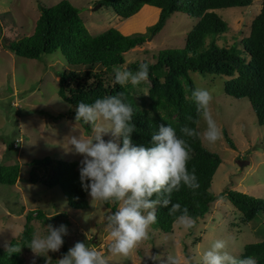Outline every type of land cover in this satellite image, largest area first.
Instances as JSON below:
<instances>
[{
	"label": "rangeland",
	"instance_id": "374dc122",
	"mask_svg": "<svg viewBox=\"0 0 264 264\" xmlns=\"http://www.w3.org/2000/svg\"><path fill=\"white\" fill-rule=\"evenodd\" d=\"M60 1L0 0V165L18 164L21 167L19 182L15 186L0 183V247L6 250L13 240H19L27 223V214L37 210L49 219L62 214L64 218L51 219L56 227L65 224V216L70 222L68 235L64 237L67 248L63 244L58 252H49L51 264H58L57 259L77 241L102 252L108 264H153L146 255L160 254L162 259H166L169 252H175L185 264H198L203 251L216 239L225 240L227 250L236 256L243 253L247 244L263 241L264 213L244 224L242 214L227 198L222 197L212 205L210 213L196 221L191 229H184L176 223L172 233H164L152 224L147 238L127 255L113 254L109 251L111 240L106 224L108 215L114 209L103 202L92 204L88 195L90 207L76 210L69 206L60 187L50 189L41 183L27 181L32 170L30 163L34 160L50 157L80 162L83 156L71 152L66 139L70 135H78L80 131L89 134L80 122L75 125L72 107L59 97L60 73L70 69L62 52L34 60L17 56L3 46V39L14 41L34 33L41 14L40 4L50 7ZM69 1L80 9L86 28L94 36L110 28H117L127 36L145 34L160 16L159 9L145 6L131 19L123 20L113 10L98 7L99 0ZM263 1L253 0L248 7L217 10L229 24L228 33L220 40L221 45L230 46L250 35ZM197 22L198 19L187 14H173L160 33L151 35L142 47L125 56L123 67L127 68L134 62L154 63L153 57L160 51L183 49L188 33ZM190 75L196 88L210 91L212 100L209 109L220 129L219 139L209 143L202 137L207 126L203 117L198 123L204 146L222 159L213 180L212 192L219 195L235 190L264 199V126L258 124L250 100L226 94L225 83L230 77L193 71ZM113 77V71L105 73L107 85H113ZM124 86L138 104L148 97L152 87L148 79L137 86L130 83ZM226 135L232 139L235 148L229 145ZM104 139L115 138L108 134ZM12 144L14 149L10 150ZM48 224L51 223L36 216L31 223L34 233L41 235L46 233ZM22 257L28 264H46L47 259L37 256L31 249H24Z\"/></svg>",
	"mask_w": 264,
	"mask_h": 264
},
{
	"label": "trees",
	"instance_id": "16d2710c",
	"mask_svg": "<svg viewBox=\"0 0 264 264\" xmlns=\"http://www.w3.org/2000/svg\"><path fill=\"white\" fill-rule=\"evenodd\" d=\"M252 3L253 0H99L101 7L113 10L123 20L131 19L145 6L159 9L160 16L145 34L127 36L117 28H110L94 36L86 28L80 9L71 1L62 0L50 7L40 4L41 14L34 33L14 41L3 39V46L17 56L34 60L62 52L70 69L60 73L59 97L72 107L73 118L79 101L92 103L99 97L123 93L122 99L133 107L134 144H149L152 133L158 130L161 123L171 124L178 135H182L181 128H192L195 135L183 138L190 148L187 167L190 172L195 171L199 187L193 190L182 186L179 191H173L172 203L179 202L182 208L187 207L189 215L198 221L210 213L216 201L225 197L242 214V222L248 224L264 213V199L235 190L219 195L212 192L213 180L222 159L204 146L199 134L198 123L202 115L197 112L191 96L196 86L190 72L230 77L225 83L226 94L237 99H249L258 124L264 126V1L248 37L230 46L220 44L229 31V24L217 10L248 7ZM179 12L198 19L187 35L184 48L163 50L153 57L154 63L134 62L127 67L135 72L140 63L149 65L148 80L152 87L148 97L138 104L130 90L116 83L114 77L113 85H107L105 73L113 71L114 66H123L129 52L142 47L151 35L160 33L168 19ZM80 123L87 133L91 132L90 125L83 121ZM226 138L229 145L235 148L232 139L228 135ZM9 148L13 150L14 145ZM30 166L31 183H41L50 189L60 187L73 209L86 210L90 207L88 194L79 178L80 162L47 157L32 161ZM20 173L18 164L0 165V183L15 186ZM156 198V195L152 197ZM103 204L116 210L119 202L111 200ZM170 209L171 204L168 207L156 205L157 220L154 225L164 233L174 231L175 217L180 214H172ZM34 216L51 224L54 223L52 220L64 218L58 213L51 220L39 210L28 213L20 239L13 240L9 245L20 251L10 253L0 247V264H28L22 252L30 249L27 244L34 233L31 225ZM65 224L70 226L66 216ZM64 241L66 249V238ZM240 256H253L257 264H264V240L247 244Z\"/></svg>",
	"mask_w": 264,
	"mask_h": 264
},
{
	"label": "clouds",
	"instance_id": "9594fccd",
	"mask_svg": "<svg viewBox=\"0 0 264 264\" xmlns=\"http://www.w3.org/2000/svg\"><path fill=\"white\" fill-rule=\"evenodd\" d=\"M113 73L115 82L121 86L129 83L137 86L148 79L149 65L140 63L135 72L114 66ZM191 96L207 125L202 132L203 139L216 142L220 129L209 109L210 91L194 88ZM122 97L123 93H118L99 97L92 103L79 101L75 106V125L83 121L91 126V132L85 135L80 131L78 135L68 136L66 145L74 154L83 156L79 178L83 190L91 197V203L119 202V207L107 217L106 228L111 240L109 251L127 255L147 238L150 225L157 220L158 204L162 207L171 204L170 212L180 213L175 217V223L191 229L195 219L189 215L187 207L182 208L179 202L172 203L171 194L182 186L194 190L199 184L195 171L188 170L190 148L183 138L195 135V131L185 126L180 130L182 135H178L171 124L161 123L152 133L149 144H134L133 107ZM108 134L115 139L106 141L104 136ZM121 137L122 143L119 142ZM154 195L156 199H152ZM66 235V224L61 223L58 227L48 224L46 233H33L27 246L37 256L46 257V264H51L49 252H58ZM7 250L10 253L20 251L15 246ZM146 256L153 264H185L175 252H169L166 259L160 254ZM57 262L108 264L102 252L88 247L83 241L75 242ZM198 264H257V261L253 256L233 255L227 250L225 240L216 239L203 251Z\"/></svg>",
	"mask_w": 264,
	"mask_h": 264
},
{
	"label": "water",
	"instance_id": "95a60500",
	"mask_svg": "<svg viewBox=\"0 0 264 264\" xmlns=\"http://www.w3.org/2000/svg\"><path fill=\"white\" fill-rule=\"evenodd\" d=\"M98 7H101V5L99 4ZM151 39H152V37H151ZM151 39H150V40H151ZM27 181L30 182V180H27ZM149 261H150V260H149Z\"/></svg>",
	"mask_w": 264,
	"mask_h": 264
},
{
	"label": "built area",
	"instance_id": "2783aa9c",
	"mask_svg": "<svg viewBox=\"0 0 264 264\" xmlns=\"http://www.w3.org/2000/svg\"><path fill=\"white\" fill-rule=\"evenodd\" d=\"M16 146H17V144H16Z\"/></svg>",
	"mask_w": 264,
	"mask_h": 264
}]
</instances>
